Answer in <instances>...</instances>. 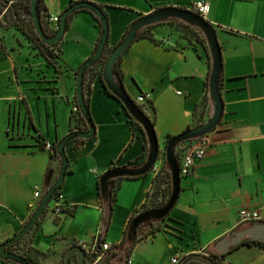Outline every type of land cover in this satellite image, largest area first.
<instances>
[{"label":"crops","instance_id":"obj_1","mask_svg":"<svg viewBox=\"0 0 264 264\" xmlns=\"http://www.w3.org/2000/svg\"><path fill=\"white\" fill-rule=\"evenodd\" d=\"M42 1L47 13L56 16L80 1L100 6L109 22V51L138 19L167 7L188 10L199 0ZM207 1V21L215 30L222 58L219 88L223 114L217 126L202 136L208 143L206 154L190 176L181 178L176 205L164 220L141 226L140 240L132 242L126 256H119L131 219L146 205L154 207L171 186L164 156L167 138L200 125L209 116L208 48L182 36L175 24L164 23L151 29L155 41H135L120 63L130 98L151 96L142 108L154 121L159 173L150 171L140 178L120 180L104 232L107 211L102 207L98 180L114 167L139 168L147 156V138L123 104L106 91L101 80L103 63L96 65L86 73L83 88L95 135L78 148L74 142L65 148L68 168L60 194L75 211L57 214L50 203L20 245L44 253L45 257H33L39 264H64L71 247L96 240L112 247L101 264H118L127 256L133 264H171L173 256L181 260L199 251L207 256L208 252L224 255L223 264H264L262 246L242 244L252 240L249 237L228 247L225 254L220 243L255 224H238L242 209L256 210L262 217L256 223H264V0ZM3 18L0 244L19 233L35 212L39 202L33 207L30 203L36 188L44 195L59 176L61 163L43 149V142L57 144L70 132L84 130L76 101V73L93 54L100 35V26L90 13H75L60 42V56L51 65L18 28L2 24ZM157 178L161 179L160 194L152 197Z\"/></svg>","mask_w":264,"mask_h":264},{"label":"water","instance_id":"obj_2","mask_svg":"<svg viewBox=\"0 0 264 264\" xmlns=\"http://www.w3.org/2000/svg\"><path fill=\"white\" fill-rule=\"evenodd\" d=\"M5 1L10 2L13 0H0V2ZM37 1L38 0H31V16L37 35L39 36L40 40L43 41L46 45L53 46L55 44H58L63 39L66 29V23L69 16L81 9H87L97 16L101 24V35L96 52L82 64L76 75L77 106L78 109L81 111V114L85 117L89 128L88 130L72 131L58 142L56 150L61 158V165L60 173L57 180L51 187L46 190L42 199L39 202L38 207L36 208L35 212L31 215L29 221L23 227V229L16 235H14L12 238L0 244V258L3 260H10L18 264L32 263L23 256L10 252L9 247L25 238L32 231L36 222L39 220L40 216L44 213L45 209L52 201L53 196L62 187L68 168V158L66 155L65 148L70 144L72 140H75L77 138L90 139L95 135L96 127L84 97V76L87 70L103 57V53L108 43L109 35L108 18L104 14L102 9L92 2L80 1L76 2L75 4L69 6L66 10H64V12L60 16V24L58 30L52 36L49 37L45 34L42 25L38 20L36 14ZM171 20L183 21L187 24H193L198 30L201 31L203 37L206 40L211 63V69L208 79V97L210 102L209 116L208 119L202 124L190 128L189 130H186L185 132L179 135L173 136L166 144L164 156L165 160L170 166L172 182L170 198L163 208L145 212L133 220V222L131 223L129 234L131 238L136 235L137 228L142 223H145L149 220H160L166 218V216L170 214V212L176 205L181 189L179 163L175 156L176 148L183 142L202 137L207 133L211 132L217 126L223 114V102L219 88L222 70V58L219 43L216 38V33L212 25L208 21L202 19L198 15L193 14L188 10L175 7H167L155 10L153 13L138 19L129 28L122 44L114 48L109 58L106 60L102 70V77L104 83L106 84V88L118 101L123 104V107L131 116V118H133L142 126L148 142V153L144 164L139 168H119L118 170L106 175L103 178V182H105L108 178H116L122 176H140L147 174L148 172H150V170H152L154 164L157 162L159 156V143L151 121L132 102L127 92L124 91V89L118 84L114 76V67L116 61L137 40L138 35L141 31L151 26L168 23ZM247 237L251 238L254 241L264 243V223H255L250 228L234 233L233 237L229 241L222 239L220 243L223 244L225 247L223 250H221V252L225 254L227 252L228 247H233L241 244V242ZM72 256H76L78 264H85L87 260L84 249L79 245L71 247L66 252L64 256V264H71L70 260ZM189 260H198L204 262L205 264H217L209 256L198 253L188 254L184 256L180 260L179 264H185Z\"/></svg>","mask_w":264,"mask_h":264},{"label":"trees","instance_id":"obj_3","mask_svg":"<svg viewBox=\"0 0 264 264\" xmlns=\"http://www.w3.org/2000/svg\"><path fill=\"white\" fill-rule=\"evenodd\" d=\"M0 5H2V10L4 8H8L7 9V12L8 14L4 15V19L6 20L7 22V25H11V26H15L16 28H18L27 38L28 40L33 44V46L35 48H37L41 54L46 58V60L48 61L49 64L51 65H54V63L56 62V60L59 58L60 56V41L58 44H55L53 46H48L46 45L43 41L40 40L39 36L37 35L36 31H35V27L33 25V20H32V16H31V0H13V3L10 4L9 1H5V2H0ZM100 7V6H99ZM101 8V7H100ZM102 9V8H101ZM79 11H86L88 13H90L95 19L96 21L98 22L99 26H100V35H101V24L99 22V19L97 18V16L87 10V9H81V10H78L77 12ZM102 11L104 12V14L107 16V14L105 13V11L102 9ZM75 12V13H77ZM74 13V14H75ZM36 14H37V17H38V20L40 21L41 25H42V28L45 32V34L47 36H52V33L49 31V28L47 27L46 25V22H45V18L47 17L48 13L46 11V9L44 8V5H43V1L42 0H38L37 3H36ZM72 14L71 16H69L68 20H67V23H66V29H65V33L66 31L69 29L70 27V24H71V20H72V17L73 15ZM168 23L174 25L175 24V28L178 32H182L180 28H178V24H181V25H184L188 28H191L192 30L194 29V31H197L198 29L193 25V24H187L183 21H177V20H171L169 21ZM133 24V23H132ZM131 24V25H132ZM131 25L128 27V29L126 30L125 34L123 35L121 41L114 47L116 48L117 46H119L120 44H122V42L124 41L126 35H127V32L129 30V28L131 27ZM157 26V25H156ZM155 26H151V27H148L146 29H144L143 31H141L138 35V38L137 40L139 39H142V38H150L152 39L153 41H155L153 35L151 34V29L154 28ZM199 31V30H198ZM200 33V32H199ZM100 35H99V38H98V42H97V45H96V48L93 52L92 55H94V53L96 52L97 48H98V45H99V41H100ZM201 38V41H198V42H202V43H205L206 45V48H207V44H206V40L204 37L200 36ZM136 40V41H137ZM114 48L112 50H107L106 51V58L104 59L103 61V64H102V67H104L105 65V62L106 60L109 58L110 54L112 53V51L114 50ZM106 49V48H105ZM56 51H59V54H56L55 52ZM91 55V56H92ZM123 55V54H122ZM103 56H105V54H103ZM103 57L97 61L95 64H93L88 70L86 73H88L93 67H95L96 65L100 64L101 61H102ZM121 59H122V56L116 61L115 63V67H114V76H115V79L116 81L118 82V84L124 89L125 91V88H124V83H123V73L120 69V63H121ZM103 70V68H102ZM78 72V71H77ZM77 74V73H76ZM86 75V74H85ZM85 78V76H84ZM101 80L103 82V85L106 89V91L108 92V94H110L112 97H114L112 95V93L106 88V84L104 83L103 81V77H102V72H101ZM206 88H207V93H208V82L206 83ZM115 98V97H114ZM116 99V98H115ZM132 100V98H131ZM208 97H206V102L208 101ZM132 102L134 103V101L132 100ZM87 103V106H88V102ZM78 107V106H77ZM138 108L143 112V108L142 107H139ZM144 113V112H143ZM78 114H79V118L80 120L83 122L84 124V130L85 128H89L88 125H87V122H86V119L85 117L81 114V111L78 109ZM130 116V115H129ZM147 116V115H146ZM131 118V116H130ZM150 118V117H148ZM133 120V118H131ZM151 121V124L154 128V121L151 120V118L149 119ZM134 121V120H133ZM136 122V121H134ZM137 123V122H136ZM139 124V123H137ZM202 124V123H201ZM140 125V124H139ZM141 126V125H140ZM190 128H188L187 130H189ZM78 130H82V129H78ZM155 132V130H154ZM185 132V131H184ZM183 133V132H182ZM172 137H168L167 140H166V144L169 142V140L171 139ZM198 138H195V139H192V140H188L186 142H183L182 144H185V143H191L195 140H197ZM87 139H83V138H77L75 140H72L70 143L74 142V148H78L81 144H83ZM58 144V143H57ZM57 144H53L52 145V152L51 153V158L52 159H58L60 162H61V158L59 156V154L57 153V150H56V147H57ZM146 153H148V142L146 141ZM179 148H176L175 150V156H176V159L178 160L179 162V159H180V156H179ZM147 157V156H146ZM146 159H144L143 163L139 164L138 167L142 166L144 164ZM166 164H167V167H168V173H167V177L169 180V182H171V173H170V170H169V165L167 163V161L165 160ZM119 168H111L109 169L105 174H103L99 180H98V184H97V187H98V193H99V196H100V199H101V202H102V207L107 211V217L106 219H104L103 221V224H102V227L104 229V232L107 230L109 224H110V221H111V216H112V212L114 210V204L117 200V190L119 188V182L120 180L124 179V178H128V179H136V178H140V177H143L144 175H140V176H122V177H116V178H108L105 182H103V178L108 175L109 173H112L116 170H118ZM151 171V170H150ZM149 173V172H148ZM147 173V174H148ZM161 179H156L155 183H154V187H153V193H152V197L160 194V185H161V182H160ZM171 190H172V182H171V186L170 188L164 193L163 192V198L161 199V201L157 202V203H154L155 206L151 208V206H145L140 212L139 214L136 216L138 217L139 215L145 213V212H148V211H153V210H158V209H161L163 208L167 201L169 200L170 198V195H171ZM164 191V190H163ZM61 192V188L56 192V194L53 196V199L58 195L60 194ZM75 211V210H74ZM67 213V212H65ZM74 213V212H73ZM69 214V213H67ZM72 214V213H70ZM132 218L131 221H130V224H129V229L127 231V237L128 238H131L130 237V227H131V223L133 222V220L136 218ZM167 217V216H166ZM165 218L163 219H160V220H154V222H159L161 220H164ZM150 221V220H149ZM153 223V222H151ZM150 223V224H151ZM27 224V223H26ZM25 224V225H26ZM38 224V221L36 222L35 225ZM143 224V223H142ZM140 227L137 228V232H136V235L131 238L134 242H138L140 240V235H139V232H138V229ZM152 232V231H151ZM150 232V233H151ZM24 240V238L18 242H16L15 244H13L12 246L9 247V251L12 252V253H15V254H18L20 256H23L24 258H26L28 261H30L32 264H39L34 258H36L37 256L39 257H45L46 255L44 253H41V252H38L36 251L35 249L31 248V247H27V248H21V252L18 253L16 250L14 251L15 247L17 246H20L22 241ZM250 243H254V244H257V245H260L264 248V243H260V242H257V241H253V240H246V241H243L242 244H250ZM25 249V250H24ZM34 255H33V253ZM208 256L210 258H212L217 264H223L222 262V259L224 258V255H218V254H215V253H212V252H208ZM34 257V258H33ZM87 258V257H86ZM95 258V256H94ZM77 259V258H76ZM90 258H88L86 261H88ZM77 261V260H76ZM3 262H13V261H10V260H3ZM16 263V262H14ZM87 262H85L86 264ZM18 264V263H17ZM78 264V263H77ZM185 264H205L204 262H201V261H198V260H189L187 263Z\"/></svg>","mask_w":264,"mask_h":264},{"label":"built area","instance_id":"obj_4","mask_svg":"<svg viewBox=\"0 0 264 264\" xmlns=\"http://www.w3.org/2000/svg\"><path fill=\"white\" fill-rule=\"evenodd\" d=\"M13 3V1H10V4ZM209 2L207 0H199L194 2V4L188 9V11L192 12L193 14L198 15L202 19L207 21V16L209 14ZM8 8H4L2 12H0V19L4 16V14L7 12ZM45 22L47 27L49 28V31L52 33V35L58 30L59 24H60V16L56 15H50L48 14L45 18ZM56 54H59V51L55 52ZM151 96L150 94H139L134 102V104L138 107H142L146 105L148 102H150ZM194 143L188 145L187 147L182 148L179 150V169H180V177H187L190 176L196 167V165L204 158L206 154V150L208 148V143L206 140L202 139V137H199L197 140L193 141ZM43 149L49 152H52V144L49 142H43ZM151 171H154L155 173H159V168L157 166V162L154 164ZM43 194L41 193L39 188H36L34 192V201L30 203V207H33L36 205L40 200L42 199ZM52 202L54 203V211L57 214L62 213H73L74 208L70 206L65 198L62 196V194H58L54 199H52ZM262 217L259 212L252 209H242L239 211L238 215V224H252L256 222H261ZM84 249L85 255L88 258H90L88 261H86V264H101L100 261L102 260V257L105 252H108L112 249L110 244L107 242H99L94 241L90 245L86 244H80ZM199 254H204L202 251L197 252ZM95 256V258H94ZM3 262V259L0 258V264ZM171 264H179L180 260L173 256L170 260ZM116 264V263H111ZM118 264H133V260L130 256H127L124 260H122Z\"/></svg>","mask_w":264,"mask_h":264},{"label":"rangeland","instance_id":"obj_5","mask_svg":"<svg viewBox=\"0 0 264 264\" xmlns=\"http://www.w3.org/2000/svg\"><path fill=\"white\" fill-rule=\"evenodd\" d=\"M0 12H2V5H0ZM8 14V12L6 13V15ZM5 15V14H4ZM5 15V16H6ZM1 22H4V23H2V24H5V25H7V22H6V20L3 18L2 20H1ZM178 28H180L181 29V35L182 36H184V37H186V38H188V39H190V40H198V41H201V38H200V36H202L203 37V35H202V33H201V31L199 30H197V31H194V29L192 30L191 28H188V27H186V26H184V25H181V24H178ZM200 32V33H199ZM103 54H105V56H103V59H102V61H101V63H103V61H104V59L106 58V56H107V54H106V49H105V51H104V53ZM100 63V64H101ZM99 65V64H98ZM136 98H137V95L135 96V99H133L132 98V100L135 102V100H136ZM45 126V125H44ZM85 130H88L87 128H85ZM169 170H170V166H169ZM51 204L53 203L52 201L50 202ZM49 203V204H50ZM50 204V205H51ZM151 222H154V220H150V221H147V222H145V223H143V224H141L139 227H141V226H148ZM132 242H133V240L131 239V238H128L127 239V241H126V243H125V248L123 249V250H121V249H118V254H119V256H126V254H127V251L131 248V246H132ZM21 248H20V246H17V247H15V249H14V251L16 250L18 253H20L21 252V250H20ZM203 253V252H202ZM199 254V253H198ZM77 259H76V256H73V263L72 264H77V261H76ZM108 260V259H107ZM102 264H109V263H106V262H103Z\"/></svg>","mask_w":264,"mask_h":264},{"label":"flooded vegetation","instance_id":"obj_6","mask_svg":"<svg viewBox=\"0 0 264 264\" xmlns=\"http://www.w3.org/2000/svg\"><path fill=\"white\" fill-rule=\"evenodd\" d=\"M245 229V228H244ZM244 229H242V230H244Z\"/></svg>","mask_w":264,"mask_h":264}]
</instances>
